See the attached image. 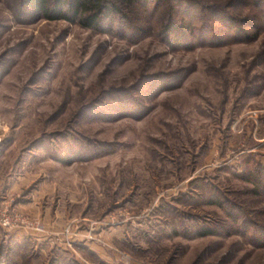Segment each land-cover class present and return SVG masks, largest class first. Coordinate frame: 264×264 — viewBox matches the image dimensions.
Listing matches in <instances>:
<instances>
[{
  "label": "rangeland",
  "instance_id": "obj_1",
  "mask_svg": "<svg viewBox=\"0 0 264 264\" xmlns=\"http://www.w3.org/2000/svg\"><path fill=\"white\" fill-rule=\"evenodd\" d=\"M121 11L0 0V264H264V0Z\"/></svg>",
  "mask_w": 264,
  "mask_h": 264
},
{
  "label": "trees",
  "instance_id": "obj_2",
  "mask_svg": "<svg viewBox=\"0 0 264 264\" xmlns=\"http://www.w3.org/2000/svg\"><path fill=\"white\" fill-rule=\"evenodd\" d=\"M126 1L129 0H22L32 18L67 21L98 33L111 32L116 18L124 20L127 17L121 11V5ZM174 28L173 24L165 25L168 32H173ZM214 233L211 229L201 228L197 236L206 237Z\"/></svg>",
  "mask_w": 264,
  "mask_h": 264
},
{
  "label": "built area",
  "instance_id": "obj_3",
  "mask_svg": "<svg viewBox=\"0 0 264 264\" xmlns=\"http://www.w3.org/2000/svg\"><path fill=\"white\" fill-rule=\"evenodd\" d=\"M0 224L2 227L13 230L20 228L30 233L44 234L45 226L38 218H30L10 212L8 209L4 210L0 215Z\"/></svg>",
  "mask_w": 264,
  "mask_h": 264
},
{
  "label": "crops",
  "instance_id": "obj_4",
  "mask_svg": "<svg viewBox=\"0 0 264 264\" xmlns=\"http://www.w3.org/2000/svg\"><path fill=\"white\" fill-rule=\"evenodd\" d=\"M33 236V235H32Z\"/></svg>",
  "mask_w": 264,
  "mask_h": 264
}]
</instances>
